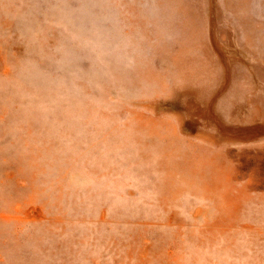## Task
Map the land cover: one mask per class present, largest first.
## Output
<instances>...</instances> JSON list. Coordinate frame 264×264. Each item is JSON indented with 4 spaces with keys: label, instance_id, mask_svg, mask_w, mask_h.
Here are the masks:
<instances>
[{
    "label": "rangeland",
    "instance_id": "374dc122",
    "mask_svg": "<svg viewBox=\"0 0 264 264\" xmlns=\"http://www.w3.org/2000/svg\"><path fill=\"white\" fill-rule=\"evenodd\" d=\"M60 1L71 8L68 16L76 13L78 0ZM157 1L96 0L103 18L86 39L54 0H0V211L9 212V202L20 200L21 214L34 207L44 214L42 219L18 224L13 216L9 220L0 217V264H264L263 41L257 36V48L245 47V36L238 34L237 25L225 21L223 0H187V6L194 8L189 11L198 13L194 19L199 18L207 31L202 32L204 54L214 51L211 60L193 68L196 76H225L224 83L229 86L231 80L237 94L244 97L256 85L262 89L255 95L250 123L257 125L251 129L255 139L242 141L232 136L240 134L237 124L228 127L229 139L212 146L213 150L225 147L229 156H210L213 150L194 154L180 147L186 156L206 160L210 170L228 177L230 195L221 191L225 184L209 194L205 190H199L205 195L192 194L194 185L185 182L190 178L186 173L183 182L191 188L172 186L170 191L177 195L161 196L156 169L170 157L162 156L157 163L151 160V136L135 128L134 119L140 117L137 114L146 119L151 113L156 117L174 114L186 93L157 87L151 91V80L141 82L138 77L137 65L144 54L148 66L152 57L158 68L169 70L165 77L171 86L179 87L161 52L171 35L160 20L151 28V5L155 8ZM228 1L239 7L238 0ZM249 2L253 17L264 20V0ZM131 3L138 11L128 8ZM207 14L211 17L206 18ZM131 16L143 20L131 22ZM181 16L175 20L177 24ZM234 16H242V11ZM217 27L221 28L219 37L213 32ZM182 71L188 75V67ZM40 76L46 79L40 81ZM188 120L185 116V124ZM172 121L180 130L178 119L173 116ZM231 153L244 157L241 164L234 163ZM20 160L21 171L27 175L15 179L13 173L8 179L12 166ZM4 164L7 166H1ZM56 213L64 220L51 224Z\"/></svg>",
    "mask_w": 264,
    "mask_h": 264
},
{
    "label": "bare ground",
    "instance_id": "6f19581e",
    "mask_svg": "<svg viewBox=\"0 0 264 264\" xmlns=\"http://www.w3.org/2000/svg\"><path fill=\"white\" fill-rule=\"evenodd\" d=\"M224 2H222V9L221 12H224V16L226 18L225 21H229V19L233 22V24L235 23L237 25V29H238V34L240 35L241 32L243 33V35L245 36V47L247 49H252V47L257 48L258 46V41L256 40V37L258 36L260 39V42H262L264 44V20L259 19L257 17H253V14L250 11V2L249 0H247L248 2H245L246 0H238V2H236L237 4H239V7L237 8L236 6H234V1L232 3H230L228 0H223ZM139 2V1H138ZM155 0H151V4L154 3ZM107 3V2H106ZM149 3V2H148ZM147 3V4H148ZM119 4V3H118ZM154 5V4H153ZM255 5V4H254ZM260 5H262V2L260 3ZM105 6V5H104ZM213 6V5H212ZM257 6V5H256ZM122 7V6H121ZM128 8H133V13L138 11L135 7V5H133L132 3L130 5H128ZM144 8V6H143ZM148 8V7H147ZM154 6L151 5V28L153 27V23L156 22V20H160L162 21L165 25V30L166 33H168L170 36V38L168 37L167 39H169V42L167 41L166 45H165V49H169L170 47H174L177 43L179 44H183L186 45L190 42H197L200 41L202 42V32L206 31L205 28H202L201 23L198 22L199 18H195L194 16L197 15L198 13L195 14V12L189 11V9H194L192 7H188L187 6V0H158L157 1V6H155V10L157 9V11H154ZM108 9V8H107ZM196 9V8H195ZM259 9V8H258ZM104 10V9H103ZM201 13L200 9H197ZM112 11V10H111ZM114 11V10H113ZM238 11H242V16L240 17H236L234 16L236 14V12ZM256 11H257V7H256ZM261 11V10H260ZM105 12V10L103 11ZM145 12V11H143ZM150 12V11H149ZM111 13V12H110ZM114 13V12H112ZM139 14V13H138ZM179 14H183V16H181L179 19L180 23L177 24L175 22V20L177 19V17L179 16ZM113 15L111 14V17ZM117 16V15H114ZM206 18H210V14H207V16H205ZM113 18V17H112ZM139 20H143L141 19V17H137ZM166 18V19H165ZM213 18V17H212ZM138 19H136L135 17L131 16V22L132 20L135 22L136 20L138 21ZM121 20V19H120ZM52 21V20H51ZM60 21V20H58ZM192 21V22H191ZM219 21V20H217ZM221 21L223 22V19L221 18ZM110 22V21H109ZM121 22V21H120ZM191 22V23H189ZM118 24V23H117ZM124 25V24H123ZM115 26H117L115 24ZM114 26V27H115ZM116 29V28H115ZM121 29V28H120ZM124 29V28H123ZM152 30V29H151ZM215 30V34L217 35V30L220 32L221 28L217 27L214 29ZM179 32V35L177 34ZM118 34V33H116ZM153 34L151 32V42L153 40ZM242 35V36H243ZM249 36L251 37V39L249 38ZM128 38V37H127ZM110 41V40H109ZM119 41V40H118ZM214 41V40H213ZM124 43V42H123ZM126 43V42H125ZM178 44V45H179ZM116 46V45H115ZM126 47V45H125ZM158 51L161 50V47H159V45L156 46ZM116 48V47H114ZM120 52V51H118ZM162 58L165 59L166 54H165V50L162 49ZM264 52V50H263ZM114 53V52H113ZM121 55V54H120ZM116 56V55H115ZM131 56V55H130ZM129 56V57H130ZM128 57V58H129ZM122 58V57H121ZM117 59V57H116ZM120 59V57H119ZM14 60V59H13ZM224 60V59H223ZM125 61V60H124ZM158 61V60H157ZM123 62V61H121ZM163 62V61H162ZM157 63V62H156ZM155 61L151 60V66H148L149 64L146 62V58L145 55L143 54L140 58V62L138 63V67H137V71H138V77L139 79H142L141 82L143 81V79H149L151 80V85L155 86V81H158L160 76H161V72L163 71L162 69L158 68L156 65ZM159 63V61H158ZM121 64V63H120ZM119 65V64H118ZM125 66V64H124ZM117 67V66H116ZM126 67V66H125ZM133 67V66H132ZM115 73V71H114ZM128 76V75H127ZM147 80V81H149ZM58 82V81H57ZM116 82V81H115ZM127 82V81H126ZM130 82V81H129ZM118 83V82H117ZM25 85V84H24ZM49 85V84H48ZM120 86V85H119ZM122 86V85H121ZM126 86V84H125ZM147 86V85H146ZM149 87V85H148ZM40 88V87H39ZM51 88V87H50ZM49 88V89H50ZM222 88V87H221ZM48 89V87H47ZM153 90V88H151V91ZM39 91V90H38ZM147 91V90H146ZM149 91V90H148ZM147 91V92H148ZM146 92V93H147ZM148 95V94H147ZM116 96V95H115ZM114 96V97H115ZM139 98V97H138ZM137 98V99H138ZM144 98V97H143ZM211 100V99H210ZM132 101V100H131ZM134 102V101H133ZM145 102V101H143ZM17 104V103H16ZM18 105V104H17ZM138 105V104H137ZM141 105V104H140ZM144 105V104H143ZM136 106V105H135ZM142 106V105H141ZM152 106V104H151ZM111 107V106H110ZM109 107V109H110ZM143 109V108H142ZM4 111V110H3ZM12 111V110H11ZM135 112V111H134ZM133 113V112H132ZM137 113V112H135ZM4 115V114H3ZM133 115V114H132ZM140 117L135 116V121H134V127H140L143 131L146 132V134H150L151 136V160H156L155 163L160 162L162 160V156H169L170 159H167V162L165 163L164 166H159L156 170L160 172V177H159V182L156 183L157 184V191L158 193H161V196L164 195H177V192H171L170 189L171 188H180V190L184 189L185 187L191 188L189 185L185 184L183 181V174L186 175H190V178H188L185 182L190 181V183L193 186V191H191L192 194L198 195V194H202L205 195L203 193H199V190H205L207 194H209V191L211 189H215L217 190L220 185H223L225 188H221V191L226 190V194L230 195L232 186L228 185L227 182H229L230 180L228 179V177L222 176L221 174L217 175L215 171L210 170V168L208 167V163H206V160L203 159H198V161H196V159H194V157L191 156V158L189 156H186L185 154H183L182 152L184 150H182L180 147H184V149L186 151H191L194 154H198L201 150H204L203 154L205 155L206 151L209 150H213L212 147H208L207 145H201L197 142H194V140L189 139L186 135L182 134L179 130H178V126L174 125V122L172 121V117H167V116H163V117H156L155 114L153 115L151 113V117L150 119H146V118H141L144 117L142 114H137ZM7 116V115H6ZM134 117V116H133ZM63 121V120H62ZM69 121V120H67ZM133 121V120H132ZM148 122V123H146ZM66 123V122H65ZM69 123V122H68ZM71 123V122H70ZM73 123V121H72ZM64 125V124H63ZM66 125V124H65ZM76 125V124H75ZM87 126V125H86ZM105 126V125H104ZM57 127V126H56ZM77 127V126H76ZM81 127V126H80ZM78 129H81V128ZM55 128V126H54ZM59 128V127H58ZM71 129V126L69 127ZM75 128V126L73 127ZM104 128V127H103ZM76 129V128H75ZM89 129V128H88ZM132 129V128H131ZM53 130V129H52ZM57 130V129H54ZM65 130V129H64ZM95 130V128H94ZM135 130V129H134ZM51 131V130H50ZM98 131V130H96ZM107 131V130H106ZM136 131V130H135ZM52 132V131H51ZM54 132V131H53ZM65 132V131H64ZM63 132V133H64ZM84 132V131H83ZM89 132V131H87ZM92 132V131H91ZM94 132V131H93ZM110 132V131H109ZM128 132V131H127ZM126 132V133H127ZM15 133V132H14ZM55 133V132H54ZM82 133V132H81ZM86 133V131L84 132V134ZM105 133V132H104ZM139 133V132H138ZM53 134V133H52ZM69 134V133H68ZM77 134V133H76ZM80 134V133H79ZM83 134V133H82ZM90 134V133H89ZM73 135V134H72ZM97 135V134H96ZM106 135V134H105ZM114 135V134H113ZM117 135V134H116ZM131 135V134H130ZM55 136V135H54ZM53 136V137H54ZM85 136V135H83ZM115 136V135H114ZM128 136V135H126ZM56 137V136H55ZM54 137V138H55ZM73 137V136H72ZM102 137V136H101ZM100 137V138H101ZM106 137V136H105ZM103 138V137H102ZM108 138V137H107ZM110 138V137H109ZM114 138V137H113ZM116 138V136H115ZM56 139V138H55ZM84 139V137H83ZM94 139V138H93ZM99 139V138H98ZM97 139V140H98ZM129 139V138H128ZM21 140V139H20ZM62 140V139H61ZM68 140V139H67ZM111 140V139H110ZM117 140V138H116ZM142 140V139H141ZM85 141V140H84ZM87 141V139H86ZM103 141V140H101ZM100 141V142H101ZM107 141H109V139H107ZM113 141V140H112ZM148 141V140H147ZM11 142V141H10ZM53 142V141H52ZM55 142V141H54ZM72 142V141H71ZM81 142V140H80ZM117 142V141H116ZM114 142V143H116ZM135 142V141H134ZM22 143V142H21ZM96 143V142H95ZM99 143V140H98ZM54 144V143H53ZM70 144V143H68ZM78 144V143H77ZM81 144V143H80ZM85 144V143H84ZM83 144V145H84ZM100 144V143H99ZM98 144V145H99ZM121 144V143H120ZM23 145V144H21ZM46 145V144H45ZM82 145V146H83ZM94 145V144H93ZM72 146V145H71ZM86 146V145H85ZM100 146V145H99ZM106 146V145H105ZM104 146V147H105ZM127 146V145H126ZM130 146V145H128ZM93 147V146H91ZM90 147V148H91ZM25 148V147H24ZM23 148V150H24ZM78 148V147H77ZM84 148V147H83ZM120 148V147H119ZM20 149V148H19ZM44 149V148H43ZM65 149V148H63ZM68 149V148H66ZM79 149V148H78ZM81 149V148H80ZM88 149V148H87ZM92 149V148H91ZM96 149V147H95ZM105 149V148H104ZM153 149L155 150V153H152ZM207 149V150H206ZM2 150V149H1ZM37 150V149H35ZM82 150V149H81ZM116 150V149H115ZM120 151V149H117ZM227 149L225 147H221L218 149H214L211 155H217L219 156H229L228 153H225L224 151H226ZM4 151V149H3ZM1 151V152H3ZM18 151V149H17ZM16 151V152H17ZM34 151V150H33ZM39 151V150H38ZM42 151V150H41ZM70 151V150H69ZM79 151V150H77ZM85 151V150H84ZM97 151V150H95ZM5 152V151H4ZM45 152V149L44 151ZM52 152V151H51ZM104 152V151H103ZM107 152V151H106ZM114 152V151H113ZM28 153V152H27ZM80 153V152H79ZM91 153V152H90ZM238 154H240V152H237ZM102 154V153H101ZM105 154V152H104ZM108 154V153H107ZM38 155V154H37ZM87 155H89L87 153ZM91 155H94L91 153ZM231 155L236 159V162L234 163H239L241 164V160L244 159V157H239L236 158V156L231 153ZM16 156V155H15ZM95 156V155H94ZM39 157V156H38ZM81 157V156H80ZM83 157V156H82ZM89 157V156H88ZM91 157V156H90ZM101 157V156H99ZM106 157V156H105ZM13 158V157H12ZM22 158V156H21ZM61 158V157H60ZM78 158V157H77ZM96 158V156L94 157V159ZM102 158V157H101ZM7 159V158H6ZM16 159V158H15ZM42 159V158H41ZM75 159V158H74ZM118 159V157H117ZM39 160V159H38ZM13 161V160H12ZM41 161V160H40ZM89 161V160H88ZM93 161V160H92ZM115 161V160H114ZM117 161V160H116ZM74 162V161H72ZM83 162V161H82ZM103 162V161H102ZM256 162V161H255ZM88 164V163H87ZM86 164V165H87ZM22 162L20 160V162H15V164L12 166L13 168V172H10V175L8 176V179H10V176L14 177L13 173H16L17 175H15V179H17V176L19 175H23L25 174V172L21 171L22 168ZM90 165V164H89ZM1 166H7V164L1 165ZM54 166V165H53ZM81 166V165H80ZM88 166V165H87ZM99 166V164H98ZM105 166V165H104ZM55 167V166H54ZM108 167V166H107ZM51 168V167H50ZM56 168V167H55ZM100 168V167H99ZM102 168V167H101ZM63 170V169H62ZM99 170V169H98ZM101 170V169H100ZM105 170V169H104ZM34 173V172H33ZM177 174L179 176V178H177ZM27 175V174H25ZM1 176V175H0ZM32 177V174L30 175ZM190 179V180H189ZM22 180V179H21ZM229 180V181H228ZM23 181V180H22ZM49 181V180H48ZM59 181V180H58ZM57 181V183H59ZM179 182L178 185L175 184V182ZM201 181V182H199ZM55 182V181H54ZM185 184V185H184ZM200 184V187L198 186ZM26 185V184H25ZM184 185V187H182ZM23 186V184H22ZM174 186V187H172ZM63 187V186H62ZM35 187H33L34 189ZM25 189V188H24ZM64 189V188H62ZM155 189V188H154ZM28 191V189H27ZM55 191V186H54V190ZM52 191V192H53ZM230 191V192H229ZM25 192V191H24ZM57 192V190H56ZM64 192V191H63ZM84 192V191H83ZM13 193V192H12ZM72 193V192H71ZM181 193V192H180ZM214 193V192H213ZM213 193L210 194V196H213ZM219 193V192H218ZM15 194V191L14 193ZM17 194V191H16ZM26 194V193H25ZM38 194V193H37ZM10 195V194H9ZM65 195V194H64ZM26 196V195H25ZM56 196V195H55ZM71 196V195H70ZM24 197V196H23ZM27 197V196H26ZM21 198V197H20ZM10 199V198H9ZM8 199V201H10ZM63 199V198H62ZM68 199V197H67ZM79 199V198H78ZM227 199V197H226ZM4 200V199H3ZM2 200V201H3ZM7 200V199H6ZM28 200V199H27ZM53 200V199H52ZM1 201V202H2ZM20 201V200H19ZM19 201H15L12 202V200L9 202L10 204L9 206V212H6V209L3 211H0V217H3V220H9L10 217H15V221L17 224L20 222H24L25 220H36V219H42L44 217L43 212L34 207L32 209H25L24 213L21 214L20 210L22 208L21 204L19 203ZM70 201V200H69ZM46 202V200H45ZM225 204H230V202L225 201ZM4 203V202H3ZM6 203V202H5ZM23 203V202H22ZM32 203V202H30ZM62 203V202H61ZM29 204V203H28ZM1 205V204H0ZM3 205V204H2ZM23 205V204H22ZM26 205V204H25ZM47 205V204H46ZM5 206V204H4ZM48 206V205H47ZM50 206V205H49ZM32 207V206H31ZM6 208V207H5ZM51 208V207H50ZM89 208V207H88ZM52 209V208H51ZM8 210V208H7ZM10 210H13L14 213H11ZM47 212V211H46ZM222 213V212H220ZM212 216L211 212H206V215L208 216ZM104 216V215H103ZM102 216V217H103ZM49 218V217H48ZM64 220L62 215H58V213L54 214L51 219H50V223L51 224H59ZM47 221V220H46ZM65 222V221H64ZM39 223V222H38ZM2 224V221H1ZM24 224V223H22ZM21 224V225H22ZM64 224V223H63ZM66 224V223H65ZM37 225V224H36ZM43 226V225H42ZM67 226V225H66ZM19 227V226H18ZM17 227V228H18ZM3 228V227H2ZM55 228V227H54ZM27 229L30 230V227H28ZM53 230V229H52ZM61 230V229H60ZM82 230V229H81ZM36 231V230H35ZM34 231V232H35ZM77 231V230H76ZM80 231V230H79ZM14 232V231H12ZM22 232V231H21ZM26 232V231H25ZM29 232V231H28ZM72 232V231H71ZM75 232V231H74ZM81 232V231H80ZM2 233V232H1ZM9 233V232H8ZM17 233V232H16ZM23 233V232H22ZM59 233V232H56ZM47 234V231H46ZM61 234V233H60ZM82 234V233H81ZM51 235V234H50ZM85 235V234H84ZM12 236V235H11ZM45 236V234H44ZM74 237H76L73 234ZM22 237V236H21ZM12 238V237H11ZM18 238V237H17ZM87 238V236H86ZM18 240V239H17ZM19 241V240H18ZM23 241H27V240H23ZM10 243V242H9ZM44 243V242H43ZM3 244V243H2ZM7 244V243H6ZM18 244V243H17ZM25 244V243H24ZM5 245V244H4ZM3 245V246H4ZM8 245V244H7ZM21 245V244H20ZM34 246V245H32ZM8 247H11L10 245ZM7 247V248H8ZM21 247V246H19ZM12 248V247H11ZM24 248V246H23ZM9 249V248H8ZM20 248H18L19 250ZM6 250V249H4ZM23 250V249H22ZM49 250V249H48ZM39 252H41L38 249ZM8 252V251H7ZM24 252V250H23ZM1 253H5L4 251ZM21 253V251H20ZM9 254V253H7ZM16 254V253H13ZM17 255V254H16ZM20 254H18L17 256H19ZM56 254H54L55 256ZM2 256V255H1ZM127 257V256H126ZM25 258V257H24ZM119 258V257H118ZM15 259V258H14ZM61 259V258H59ZM77 259V258H76ZM75 259V260H76ZM86 259V258H85ZM16 260V259H15ZM51 260V259H50ZM74 260V261H75ZM84 260V259H83ZM120 260V259H119ZM8 261V260H7ZM82 261V260H81ZM9 262V261H8ZM16 262L18 263V261L16 260ZM62 262V261H61ZM60 262V263H61ZM84 262V261H83ZM124 262V259H123ZM53 263V262H52ZM80 263V262H79ZM92 263V262H91ZM3 264V263H2ZM12 264V263H11ZM19 264V263H18ZM50 264V263H49ZM74 264V263H73ZM81 264V263H80ZM89 264V263H88ZM132 264V263H130ZM138 264V263H137ZM140 264V263H139Z\"/></svg>",
    "mask_w": 264,
    "mask_h": 264
},
{
    "label": "crops",
    "instance_id": "0c3cea01",
    "mask_svg": "<svg viewBox=\"0 0 264 264\" xmlns=\"http://www.w3.org/2000/svg\"><path fill=\"white\" fill-rule=\"evenodd\" d=\"M213 32H215L214 29ZM202 35L204 36L203 33ZM206 35H208V33ZM212 35L214 36V34ZM217 37H219L218 34ZM217 42H219V38H217ZM178 44L179 43L176 41L174 47H170L169 49L163 47L167 57L164 61H166V65L172 69L175 75L174 78L179 81L178 89L176 85L171 86V81L165 77L166 74H169L168 69L161 72L159 80L155 81V86L151 85L153 89L157 87L161 90L167 89L169 92L175 90L180 93H182V91L186 93V98H183L182 103L178 104V109L174 107L176 108L174 109V114L165 116L172 117V119L173 116L176 117L179 121V125H181L179 131L182 134L194 140V142H197L196 140L198 138L204 142L197 143L201 145L205 144L208 147L219 145L217 141L223 138L225 140L229 139L227 136L228 127H237V124L239 125L240 134L232 133V136L242 141L255 139L253 138L255 135L251 133V129L255 128L257 125L253 127L250 123L252 122L251 116L253 111L256 109L253 107L257 103V97H255V95L259 94L258 92L262 88L256 85L249 91L248 96L244 97L241 94H237L233 84H231V80L229 81V86L226 85V82L224 83L223 78L225 76L215 74L206 79L202 76H196L193 68L203 65L205 59L211 60L214 51H211V53L207 51V55H205L204 48L206 46L204 47L200 41L196 43L190 42L186 45ZM211 47L215 48L216 46L211 43ZM184 67H188V75L186 76L183 75L182 71ZM185 83L186 85L193 86L187 87ZM198 84L202 85L203 88L202 86H194ZM222 84H225L223 88H221ZM202 90L203 93L205 92L206 94H203L201 92ZM262 90L264 91V89ZM246 103L250 106L248 105L247 107ZM245 107H247V109H245ZM255 112L258 116V111ZM185 116L189 117L190 120L186 122L189 124H185ZM245 134L247 138L244 137Z\"/></svg>",
    "mask_w": 264,
    "mask_h": 264
},
{
    "label": "water",
    "instance_id": "95a60500",
    "mask_svg": "<svg viewBox=\"0 0 264 264\" xmlns=\"http://www.w3.org/2000/svg\"><path fill=\"white\" fill-rule=\"evenodd\" d=\"M55 6L62 10L63 14L66 13V16L78 27L79 31L82 33L86 39H89L91 33L90 31L96 30L95 27L101 25V21L103 16L98 13L97 9L99 8V4H96V0H78L79 4L76 6V13L68 16V12L71 11L70 7H65V2H61L60 0H54ZM92 22V24H91ZM40 81L45 80L46 78L43 76L37 77Z\"/></svg>",
    "mask_w": 264,
    "mask_h": 264
}]
</instances>
